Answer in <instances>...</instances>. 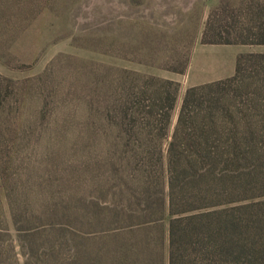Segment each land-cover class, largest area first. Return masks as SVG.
I'll list each match as a JSON object with an SVG mask.
<instances>
[{"label": "trees", "instance_id": "16d2710c", "mask_svg": "<svg viewBox=\"0 0 264 264\" xmlns=\"http://www.w3.org/2000/svg\"><path fill=\"white\" fill-rule=\"evenodd\" d=\"M36 5L0 0V264H163L165 222L169 264H264V52L188 87L174 123L172 78L22 62ZM203 41L264 45V0L220 3Z\"/></svg>", "mask_w": 264, "mask_h": 264}, {"label": "rangeland", "instance_id": "374dc122", "mask_svg": "<svg viewBox=\"0 0 264 264\" xmlns=\"http://www.w3.org/2000/svg\"><path fill=\"white\" fill-rule=\"evenodd\" d=\"M223 1L35 0L42 14L14 52L35 69L63 54L76 66L104 60L172 78L181 87L176 123L188 87L231 76L240 54L264 52V45L203 41L208 18ZM0 70L8 72L1 62Z\"/></svg>", "mask_w": 264, "mask_h": 264}, {"label": "crops", "instance_id": "0c3cea01", "mask_svg": "<svg viewBox=\"0 0 264 264\" xmlns=\"http://www.w3.org/2000/svg\"><path fill=\"white\" fill-rule=\"evenodd\" d=\"M168 244H169V230H168V222H165V229H164V260L163 264H169L168 263Z\"/></svg>", "mask_w": 264, "mask_h": 264}]
</instances>
